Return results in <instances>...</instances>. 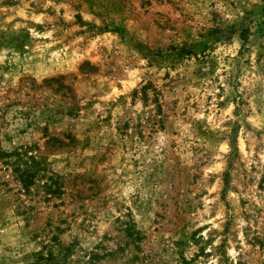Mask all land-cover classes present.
Listing matches in <instances>:
<instances>
[{"label": "rangeland", "instance_id": "rangeland-1", "mask_svg": "<svg viewBox=\"0 0 264 264\" xmlns=\"http://www.w3.org/2000/svg\"><path fill=\"white\" fill-rule=\"evenodd\" d=\"M0 264H264V0H0Z\"/></svg>", "mask_w": 264, "mask_h": 264}]
</instances>
